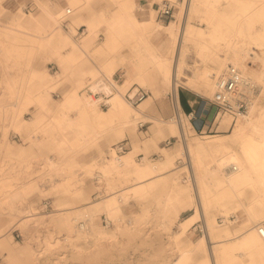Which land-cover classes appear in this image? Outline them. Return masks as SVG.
<instances>
[{"label":"bare ground","instance_id":"bare-ground-1","mask_svg":"<svg viewBox=\"0 0 264 264\" xmlns=\"http://www.w3.org/2000/svg\"><path fill=\"white\" fill-rule=\"evenodd\" d=\"M112 1L116 8L112 11L103 10V14L97 18L84 20L81 15L77 17L81 23L87 24L89 31L80 44L59 30V21L64 13L67 14V9L86 10L89 0H65L52 5L42 3L38 14L24 12L14 16L13 26H8V31L2 30L4 34L13 36L10 39L0 37L1 47L10 44L18 49H34V44L39 42L46 49L51 45L56 46L53 52L59 54V47L69 45L70 50L59 56H63L65 63L75 64L84 55L83 49L91 47L95 40V28L101 27L104 34L103 45L97 46L94 52L105 54L107 60L102 66L103 74L98 71L102 77L99 76L87 87L75 86L65 92L53 108L48 105L53 100L56 81L54 74L32 70L24 79L15 77L9 80L3 90L14 98V102L2 107L0 114L3 121L18 130L32 129L33 133L28 136L31 139L40 136L38 124H51L57 131L42 132L43 136L57 138L67 151L86 148L97 144L104 130L111 129L117 136L121 135L124 128L132 124L134 115H142L144 110L155 111V107L159 106L167 113L169 109L158 87H168L172 91L176 116L171 117L165 127L171 134L180 135V141L174 150L160 147L165 155L164 159L152 162L148 157L136 159L141 150L138 140L134 141L129 152L119 157L114 156L109 149L104 162L102 158V167L107 171L119 170L121 177L117 186H124L118 194L113 192L101 200L84 203L78 207L77 214L90 216L99 210L114 208L119 200L128 195L145 198L155 188L166 186L168 193L163 199V210L167 209L169 216L166 212L164 219L172 222L183 210L194 208V214L180 223V231L173 233L175 245H181L180 237L199 217L202 209L209 215V224L205 222L207 233L199 239L200 246L204 248L207 236L209 239H227L231 234L229 224L218 223L211 215L213 211H218L219 217L224 218L236 212L247 223L264 219V0H188L186 5L179 4L180 10L176 13V18L166 24L155 18L158 1L145 5L135 0ZM21 40L24 44H21ZM125 48L130 50V55L122 54L117 59L115 53L118 54ZM256 50L262 51L261 56ZM190 51H194L204 64L194 66L193 76L183 81L181 76ZM31 53L29 51L27 55ZM8 54L7 52L6 55L9 56ZM15 57L19 59L21 52H16ZM247 58H259V67L249 69L246 65ZM120 62L123 63L120 67L124 72L123 82H111L109 79ZM17 64L18 62L12 65ZM229 65L237 67L243 77L257 85L256 98L253 97L247 112L235 120L231 132L207 134L206 139L195 137L192 134L193 126L181 115L178 85L182 83L203 96H211L215 91L217 76ZM103 76L112 84H103ZM102 85L104 93L109 95L107 99L100 90ZM131 87L146 88L152 93L135 106L126 99V93ZM21 92L28 96L34 93V96L23 104L19 100ZM30 102L38 110L33 118L27 120L22 115ZM103 102L107 103V109L102 108ZM8 106L12 109H8ZM145 118L152 123L151 140L166 131L157 117L146 115ZM231 123L232 117L229 115L220 118V125L230 126ZM183 154L188 155L191 164L188 177L183 180L188 182L171 183V178L165 173L174 158ZM64 163L65 161H56L50 157L45 160L49 171H58L59 177H53L52 182L60 181V186L72 191L71 185L74 182L67 176ZM29 168L30 164L26 166V169ZM13 186L17 184L12 179L1 178L0 195L16 193L5 190ZM76 190L74 188L73 191ZM122 193L124 195L120 196ZM16 209L24 213L32 211L31 207L19 206ZM33 215L34 213L28 214ZM61 218L66 219L64 215ZM83 224L78 226L79 231H92L90 223L87 224V229ZM95 232L97 238L108 233L103 229ZM256 240L263 248L264 239L257 237ZM187 246V250L182 248L180 260H173L170 264L189 263L187 253L193 245L188 243ZM0 247L4 250L8 247L4 237L0 239Z\"/></svg>","mask_w":264,"mask_h":264},{"label":"rangeland","instance_id":"rangeland-1","mask_svg":"<svg viewBox=\"0 0 264 264\" xmlns=\"http://www.w3.org/2000/svg\"><path fill=\"white\" fill-rule=\"evenodd\" d=\"M59 1L1 0L0 37L10 39L13 36V34H4L2 30L8 31V26H13V18L17 14H24L25 12L35 15L41 11L42 3L52 5L59 3ZM151 1L159 2L161 0ZM112 7L108 0H92L86 10L75 11L72 8L71 13L63 15L59 21V30L65 35H70L76 41H74L75 43L80 44L87 31L85 30L81 34L83 30L77 29L81 23L77 17L86 12L92 18L97 16L102 9H111ZM177 11L178 9H175V15ZM135 13L138 15L137 10ZM156 17L157 12L155 11ZM175 18L176 16L173 19ZM67 19L68 21L64 22ZM158 21L160 20L158 19ZM64 24H67V29L64 28ZM96 37L97 43H100L104 37L103 32L98 29ZM21 44H24L23 40H21ZM39 44L36 42L34 49H18L10 44L5 47L0 46V111L4 105L14 102V98L7 95L6 92L4 93L3 87H6L8 81L15 77L26 78L32 70H44L56 76L52 93L53 100L48 105L49 108L56 107L64 93L75 86L87 87L93 84L99 76L102 77L99 72L102 71L103 63L107 60L105 54L86 50L81 60L75 64H70V62H64L63 56H59L66 53L67 49L70 48L69 45L59 47V54H55L53 51L56 46L51 45L46 49ZM2 48L6 50H2ZM19 51L21 57L17 59L15 55ZM29 51L32 53L27 55ZM256 51L261 56L262 51ZM7 52L9 56L6 55ZM126 53L130 55V50L128 49ZM186 59L187 65L184 67L181 76L183 81L193 76L194 66L198 67L204 64L194 51H190ZM16 62H18L17 65H12ZM52 64H56V66ZM246 65L249 69H257L260 65L259 58L258 60L247 58ZM121 66H123L122 62L116 66L117 69L115 68L113 76L109 79L111 82L114 80L123 81L124 72H122ZM212 67L214 66L212 65ZM118 75L122 80L118 78ZM103 81V84H112L104 76ZM102 88L103 85L100 86V90ZM158 88L169 109L167 113H162L159 106L155 107V111L144 110V114L134 115L132 124L125 127L121 135L117 136L111 129L104 130L97 144L76 150L69 149L67 151L65 147L60 145L57 138L48 135L43 136L42 132L45 131L56 132L57 129L54 128V125L38 124L40 129L38 128L37 131L40 136L31 139L28 136L33 133L32 129L18 130L4 122L0 114V179L8 177L17 184V186L5 189L16 193L0 195V239L4 237L8 242V247L5 250L0 247V264H152L148 258L134 256L137 245L131 240L137 236L149 234L152 227H148V225L153 224L154 221L164 224L165 217L163 215L167 209L163 210V199L168 193L166 186L155 188L145 198L128 195V197L119 200L114 208L99 210L90 216L78 215L76 211L79 209L78 207L88 201H98L110 193L118 194L121 192L124 184H119L121 188L119 185L117 186L121 177L120 171L117 169L107 171L102 167L104 157L108 155V151L114 143L128 138L133 148L134 141L138 140L141 150L137 153L136 159L148 157L150 161L157 162L162 161L165 156L160 147L172 151L177 142L180 141V135L171 134L165 127L171 121L170 118L176 116L171 98L172 91L170 88H164L161 85ZM185 90H191L197 94L200 102H208L213 95L203 96L179 83L178 93ZM147 91L149 94L152 93ZM101 92L103 93L104 89ZM33 94L28 96V94L21 92L19 100L24 104L26 100L33 98ZM262 102L264 105V99ZM101 106L103 109L108 108V105L103 106L101 104ZM9 108L12 109L11 106H8ZM37 110L38 108L30 102L23 110L22 116L30 120ZM146 115L157 117L161 121L163 129L166 130L152 140V128L150 127L152 123L147 121ZM181 115L187 119L190 125L200 126L199 120L189 118L183 111ZM219 120H217L218 124L212 127L211 132L200 133L193 130V136L206 139L208 138L207 134L219 135L232 131L233 123L231 126L220 125ZM139 121L146 122L144 129L138 127ZM168 139H171V144H167ZM49 157L56 161H65L66 174L74 182L71 185L72 191L60 186V181L52 182L53 177L59 176L56 169L49 171L45 166V160ZM102 158H104L103 162ZM28 164L31 165V168L26 169ZM189 168H191V164L188 155L176 156L165 175L171 178V183H187L188 181L183 182V180L188 177ZM22 185L24 186L21 187ZM74 188L77 190L73 191ZM17 192H19L18 197H16ZM123 195L124 193L120 194V196ZM19 206L22 208L31 207L32 211L19 212L16 209ZM33 213V217L28 216V214ZM61 215H64L66 219H62ZM211 215L215 217L218 223L231 224L230 216L232 215L239 218L241 223H245V220L236 212L229 214L227 218L219 217L218 211L211 212ZM204 218L208 225L209 215L205 212ZM88 223H90V230L93 228L91 232L85 233L78 230L80 224L85 225L87 229ZM254 223L256 226L263 224L259 221ZM249 225L247 223L243 228L249 227ZM101 229L108 231V233L97 238L95 231Z\"/></svg>","mask_w":264,"mask_h":264},{"label":"crops","instance_id":"crops-1","mask_svg":"<svg viewBox=\"0 0 264 264\" xmlns=\"http://www.w3.org/2000/svg\"><path fill=\"white\" fill-rule=\"evenodd\" d=\"M63 1L65 0H60L59 2H63ZM91 1L92 0H89V4ZM108 1L113 7L111 9L109 8L105 10H110V11L114 10L116 8V5H113L114 3L112 0H108ZM135 1H137L141 5H143L144 3L147 4L151 2V0H135ZM155 9L157 12V8ZM177 9L178 11L180 10L179 5L177 6ZM100 14H103V9L100 11V13L97 16L92 18H97ZM174 17H175V10H174ZM86 18L91 19V16L85 12L83 15H81V19L85 20ZM156 18H158L162 22H167L166 20L159 18L158 16ZM67 21L68 19L65 20L64 22ZM64 28L67 29V24H64ZM77 29L83 30L81 34H83L84 31L86 30L87 33L85 37L88 36L89 31L86 23L84 22L80 23ZM98 29L103 32L101 27L95 28L96 34L94 35L96 36ZM96 36L91 47L87 49L84 48L82 54H85L86 50L95 51V48H97V46L103 45V39L100 43H97ZM69 50L70 48L67 49L66 53ZM127 50L128 48H125L121 52L116 54L115 55L116 58L119 59L120 55L128 54L126 53ZM52 65L56 66V64H52ZM101 74H103V72H101ZM104 94L105 93L103 92V95ZM198 97L199 96L197 94H194V92H192L191 90H185V91H181V93H178L181 109L185 115L199 111L202 103L198 100ZM161 112L165 113L163 109H161ZM131 148L132 147L130 143V150ZM193 214H194V208H187L183 210L179 215L174 217L172 222L165 219L164 224H161L157 221H154L153 224H149L148 227H152L149 234L140 235L137 236L135 239L131 240L134 244L137 245V251L135 252L134 256L137 258H148L149 260H151L152 264H167V263L170 264L173 260H176V262L180 260L182 254V248H184V250H187L188 243H191L193 246H191L190 248L191 250L188 251L187 253L188 254L187 258L189 259L188 264H264V247L262 248L261 245H258L256 240L257 237L261 238V240L264 238H262L258 234L256 229V224L254 223L255 221H250L249 227L243 228L245 224H247V222L245 221L244 224L241 223L240 219L237 218L235 215L230 216L231 224L228 225L229 231L231 233L230 236L227 239H213V240L209 239V237L207 236L205 242V248H204L203 246H200L199 243V239L203 235H200L199 233L193 231L192 229L193 225L196 224L198 221L203 220L204 222H206L204 218V212L201 209L199 217L190 224L184 235L180 237L181 245L177 247L175 245L173 233L179 232L180 223L183 222L184 218H187ZM263 221L264 219H261L259 222H263ZM246 241H248V244L246 243Z\"/></svg>","mask_w":264,"mask_h":264},{"label":"built area","instance_id":"built-area-1","mask_svg":"<svg viewBox=\"0 0 264 264\" xmlns=\"http://www.w3.org/2000/svg\"><path fill=\"white\" fill-rule=\"evenodd\" d=\"M187 2L188 0H161L156 5L157 16L166 21H170L174 18V10L177 9L178 4L185 3L186 5ZM70 13L71 10L67 9V15ZM118 78H120V75H118ZM257 89V85L249 78L243 77L237 67L229 65L225 72L217 76L215 80V91L212 97L209 98L208 102L202 101L203 103L201 102L202 105L199 111L192 112L186 116L200 121V126L195 127L192 125L194 130L200 133H203L204 131L211 132L212 127L218 124L217 120L224 115L231 116L232 123L234 124L239 116H242L247 112ZM148 95L149 92L144 88L138 87L135 89V87H132L126 93V99L131 104L138 106L148 97ZM103 96L105 99L109 97L107 94H104ZM102 104L103 106H107V103L105 102ZM145 124L146 122L139 121L138 127L144 129ZM167 144H171V139L167 140ZM110 150L116 157L124 155L130 150L129 139L124 138L119 140L111 146ZM256 228L258 234L264 238V225L259 224ZM192 229L200 235L207 233L206 223L203 220L194 224Z\"/></svg>","mask_w":264,"mask_h":264},{"label":"trees","instance_id":"trees-1","mask_svg":"<svg viewBox=\"0 0 264 264\" xmlns=\"http://www.w3.org/2000/svg\"><path fill=\"white\" fill-rule=\"evenodd\" d=\"M183 105H184V103H183Z\"/></svg>","mask_w":264,"mask_h":264}]
</instances>
